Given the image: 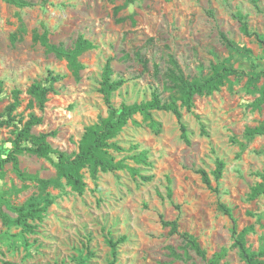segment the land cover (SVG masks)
<instances>
[{
	"label": "rangeland",
	"instance_id": "rangeland-1",
	"mask_svg": "<svg viewBox=\"0 0 264 264\" xmlns=\"http://www.w3.org/2000/svg\"><path fill=\"white\" fill-rule=\"evenodd\" d=\"M23 1L30 7L0 0V158L34 113L42 124L31 133L45 134L53 149L72 159L85 128L108 114L99 92L108 60L112 79L124 80L111 95L115 109L148 101L154 89L165 98L161 74L170 56L189 78L205 77L216 65L249 76L264 71V0H133L116 16L114 8L125 0ZM242 22L249 35L242 32ZM44 31L51 43L65 48H72L79 36L93 45L78 58L84 67L79 81L64 60L33 41ZM48 72L64 76L56 93L48 95L43 112L28 109L26 90L43 82ZM246 81L229 77L218 92L195 97L191 113L182 110L189 144L180 139L171 113H152L158 128L135 114L113 140L125 151L108 154L117 161L146 151L149 165L126 160L137 169L135 175L123 170L98 172L95 178L87 165L79 171L82 195L58 176L55 156L16 154L18 169L8 163L0 172V264H109L107 242L121 237L125 241L117 245L115 264H247L234 246L232 228L237 234L248 230L244 243L250 252L264 249V195L251 198L263 181L264 134L247 133L264 121V103L260 110L251 108L259 90ZM13 90L21 94L9 121L5 109ZM217 161L225 166L215 181ZM198 170L209 175L217 192L202 183ZM219 204L231 209L232 219ZM31 205L36 211L26 219L34 227L28 231L16 223L15 209ZM160 217L176 221L178 234L170 235ZM182 233L197 241L205 258L184 248ZM259 260L264 264V256Z\"/></svg>",
	"mask_w": 264,
	"mask_h": 264
},
{
	"label": "trees",
	"instance_id": "trees-1",
	"mask_svg": "<svg viewBox=\"0 0 264 264\" xmlns=\"http://www.w3.org/2000/svg\"><path fill=\"white\" fill-rule=\"evenodd\" d=\"M4 2L14 5L16 7L24 8L30 7V3L23 0H3ZM133 0H125L122 6L114 8V15L125 7H127ZM242 21V18L239 17ZM118 22L123 19H117ZM242 32L245 35H249L247 25L242 22ZM222 41L226 45H230V42L224 35L220 36ZM34 42L44 48L45 52L52 54L57 59L64 60L66 62L67 70L70 72L72 77L76 80H80V72L83 70V65L78 61V58L85 52L91 50L93 45L82 36H79L74 43L72 48H65L62 44H53L48 39L47 31L43 34L33 36ZM146 67V63L141 61ZM168 67L161 74L164 80L162 90L167 93L165 98H162V93L158 92V89H154L151 93L150 99L143 103H134L132 105H122L119 109H115L111 104V95L113 92L118 90L124 80L112 79V69L110 66V60H108L103 68L100 81L99 92L103 97L104 103L108 109V114L105 118H101L98 123L93 124L85 128L83 135L78 143L77 153L72 159L65 156L64 153L55 150L46 141L45 134L34 135L31 133L32 129L42 124V118L36 116L34 113H30L28 119L22 124L19 132L12 140L13 148L4 157L0 158V172L4 166L8 163H12L13 167L17 170V158L16 154L21 152H28L40 158H49L55 156L57 162L55 163L56 172L59 177L65 179L77 192L82 195L85 189V183L82 180V176L79 171L85 166H91L92 177L95 178L98 172H117L128 170L131 174L135 175L137 169L129 167L125 161L130 160L139 166H148V156L146 151L139 152L137 154L124 157L120 160H115L113 156L108 154V151L122 153L125 150L120 147L113 140L126 126L129 120L135 114H140L144 120H148L152 128L159 127V124L152 119L153 112H168L171 113L178 125L180 130V139L185 143L189 144L186 126L182 120V110L188 113L192 112L193 100L195 97L211 96L213 93L218 92L224 85L229 77L241 79L242 77L247 78V85L254 90H259V96L255 98L251 104L253 110H260L261 105L264 103V81L260 88H257L256 84L263 79L264 71L249 76L243 71L235 69L228 65H216L211 67V71L208 75L202 78H189L186 76L181 68L179 67L176 60L170 56L168 59ZM154 73L158 75L160 72L158 66L154 65ZM64 76L48 72L47 77L43 82H33L26 90V94L29 96L27 104L28 109H37L39 112H43L45 105L48 101V95L56 93L55 85L59 83ZM20 90L12 91V103H10L5 111L9 121L14 120L13 113L19 106ZM198 117V116H197ZM158 131V129L156 130ZM247 133L251 136L264 134V121L253 129H248ZM224 162L217 161L216 168L212 172V176L215 181L222 178V172L224 169ZM197 174L200 175L202 183L213 192H217L216 188H212L211 180L209 175L204 170H198ZM262 177V184L253 190L251 198H255L258 195H264V175ZM145 180L149 178H143ZM169 181V180H168ZM167 197L171 198V189L167 188ZM178 209V206H176ZM219 210L227 217L232 219L231 209L226 207L224 204L218 205ZM15 211L18 213L16 223L23 224L28 230L32 231L33 226L26 223V219L33 217L36 210H33V205L26 209V206H20ZM4 222L7 221V216L2 215ZM160 223L163 227L169 228V234H178V226L176 221H166L160 217ZM247 229H243L239 234L236 233V228L233 225L232 234L235 235L234 246L238 248L241 257L246 261L247 264H261L259 258L264 256V249L259 252H250L244 243V235ZM184 248L194 251L201 258H205V252L202 250L197 241L190 237L187 233L180 234ZM125 241L124 237L119 238L117 241L112 239L108 240V245L112 253V261L109 264L116 263V248L117 245ZM171 255L178 258L179 255L170 248ZM219 257L217 256V259Z\"/></svg>",
	"mask_w": 264,
	"mask_h": 264
}]
</instances>
